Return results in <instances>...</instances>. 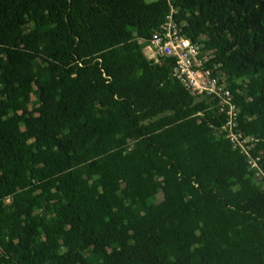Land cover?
<instances>
[{
    "label": "trees",
    "instance_id": "16d2710c",
    "mask_svg": "<svg viewBox=\"0 0 264 264\" xmlns=\"http://www.w3.org/2000/svg\"><path fill=\"white\" fill-rule=\"evenodd\" d=\"M172 8L264 169V0H0V264H264V180L138 42Z\"/></svg>",
    "mask_w": 264,
    "mask_h": 264
},
{
    "label": "built area",
    "instance_id": "2783aa9c",
    "mask_svg": "<svg viewBox=\"0 0 264 264\" xmlns=\"http://www.w3.org/2000/svg\"><path fill=\"white\" fill-rule=\"evenodd\" d=\"M177 10L171 9L160 29L149 41L138 39L144 45V51L151 54L150 60L159 58L175 60L173 76L195 98H207L211 109L224 120L222 131L235 148L248 158L250 168L255 171V177L264 180V169L260 158L252 154L253 139L238 132V107L232 92L228 89L224 76L209 68L215 50H208L200 41H192L184 34L185 22L178 23L175 18Z\"/></svg>",
    "mask_w": 264,
    "mask_h": 264
},
{
    "label": "rangeland",
    "instance_id": "374dc122",
    "mask_svg": "<svg viewBox=\"0 0 264 264\" xmlns=\"http://www.w3.org/2000/svg\"><path fill=\"white\" fill-rule=\"evenodd\" d=\"M153 1H156V0H148V2H153ZM144 53H145V55H146L147 57L151 58V54L149 53L148 50H145Z\"/></svg>",
    "mask_w": 264,
    "mask_h": 264
}]
</instances>
